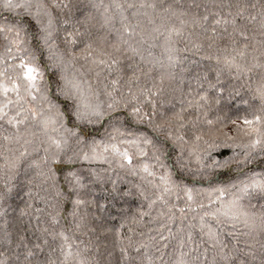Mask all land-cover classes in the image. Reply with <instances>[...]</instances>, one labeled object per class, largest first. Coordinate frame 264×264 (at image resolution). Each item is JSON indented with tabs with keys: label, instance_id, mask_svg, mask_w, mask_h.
<instances>
[{
	"label": "snow or ice",
	"instance_id": "snow-or-ice-1",
	"mask_svg": "<svg viewBox=\"0 0 264 264\" xmlns=\"http://www.w3.org/2000/svg\"><path fill=\"white\" fill-rule=\"evenodd\" d=\"M0 8L22 10L38 41L33 48L24 39L22 21L0 23L8 41L0 56V215L22 186L18 216L29 219L25 231L35 220L39 233L31 246L19 235L0 264H101L87 254L92 241L73 248L77 233L110 237L108 257L118 252V264H264V0H0ZM43 52L57 79L41 86ZM77 64L96 86L68 78ZM225 97L241 98L245 114H221ZM101 126L107 139L94 134ZM222 148L232 154L217 159ZM97 160L109 168L91 167ZM256 161L259 171L250 167ZM113 167L141 182L121 191ZM109 183L96 199L95 186ZM130 196L142 201L138 208L121 206ZM157 204L166 209L159 239L171 237L179 249L170 255L138 231ZM3 235L11 244V233ZM49 238L59 239V255Z\"/></svg>",
	"mask_w": 264,
	"mask_h": 264
},
{
	"label": "trees",
	"instance_id": "trees-1",
	"mask_svg": "<svg viewBox=\"0 0 264 264\" xmlns=\"http://www.w3.org/2000/svg\"><path fill=\"white\" fill-rule=\"evenodd\" d=\"M105 2H107V0H105ZM33 11H35V9H33ZM130 15V12H129ZM22 21L23 25L27 26L26 29V33L24 35V39L33 47L35 48V46L38 44V41L36 39V35H37V29L35 27V25L29 20V18L23 13L22 10L17 9L15 11V14L12 12H8L5 11L4 9L0 8V23H3L5 21ZM11 39V36H9V40ZM8 43V41H6L4 39V34H0V56H4L5 55V45ZM60 47L62 48L63 45L61 44ZM47 56V52H43V54H37V64L39 65L41 71L43 72V80H39L38 82L40 83L41 86H44L47 84V82L57 79V76H54L52 71H48L47 69V65L50 63V61H48L46 59ZM83 61L80 62V64H82ZM85 71V69H80L79 68V64L72 66L69 65L66 68V74L68 76L69 79H77V80H88L89 83H92L93 86H96V77L93 76V74L88 73L87 75L81 77L80 73ZM3 98L0 97V100H2ZM60 106H61V110H64V103L63 101H59ZM177 107H179L177 105ZM221 114L227 113L231 118H236L237 116H242L245 114V106L243 105V103L241 102V98L236 97V98H228L225 97V99H223L221 101V104L219 105ZM10 114H12L10 112ZM194 115V113H193ZM240 121L238 120L237 123H239ZM66 123H68L69 125L71 124V121L66 120ZM233 125L229 124L227 128L224 129L225 132H227L229 135H233ZM104 132V127L101 126L99 128L98 133H94L96 134V138L97 139H107V137H102V133ZM120 139H123L122 137H117V143ZM130 139V138H129ZM118 146L120 147V149L123 150H128L130 153H135L136 149L135 146H130L127 144H119ZM102 150V149H101ZM237 152H241L242 149L237 147L235 149ZM233 149L232 148H222V149H218L217 153H222V155H217V153H214V155H216L217 159H222L225 156H230L232 154ZM175 152L174 150L169 147L168 149V154L167 157L165 159V162L168 164H172L173 160L171 159V157H174ZM139 160H143V162L149 163L151 164L152 161H150L148 158H140V157H135L134 156V162H137ZM259 164L260 161H256L253 165H250V167H252L254 170L259 171ZM196 165L193 164V167H195ZM87 167V166H86ZM91 167L95 168L98 171H103L109 168V165L107 163H104L100 160H97L96 162H94ZM155 171L157 172V175H159L160 172H162V169H155ZM117 174H119L120 176V180L118 181V187L120 188L121 191H123L124 189L127 188H131V186L133 184L136 183H140V177L137 176H132V175H128L126 174L125 171L120 170V169H116L115 167H113V171H112V179H117ZM225 175H227L225 173ZM178 178V177H177ZM185 182L189 183V184H193V181L191 180L190 176H186L185 177ZM195 186L199 187L201 186L199 182H196ZM105 189H107V191H111V184H106L104 186H95V193L96 196L95 198L98 200H103L104 196L107 195V191H105ZM23 187L22 186H18L10 195V197L7 200V203L5 205H3L4 211H6L7 215H0V253H3L4 256H8L11 257L12 256V250L15 249V244L16 241L18 239L19 235H23L25 237V242L28 243L30 246L32 243L37 242L36 237L37 235H39V233L35 232V228L37 227L36 225V221L33 220L31 222V227H32V231H25V229H27L29 227V219L27 217L24 218H20L18 216L19 213V209L24 207V202L27 199V197H25L23 195ZM183 196V194L181 193V197ZM198 199H203L204 203L207 204V198L205 196L202 197H198ZM171 202L175 203L178 207H182L184 206V199H179L177 200L175 196H173L171 198ZM142 203V201L140 199H138L135 196H130V197H125L121 202V206L125 207V208H129L131 209H136L140 206V204ZM145 208H147V204L146 202L144 203ZM216 207H219V204L216 205ZM93 212H96V209L92 210ZM112 212L113 215H115V210H110ZM159 211H165L166 209L163 208V206L157 204L152 212H151V216H146L144 218V224L141 228L138 229V231H142L144 233H147L148 235L151 236H155L156 240L151 242L153 244H156L157 246L161 247V250L168 253L169 255L173 252V251H179V249L176 247V240L172 239L171 237H169L167 240L164 241H160L159 239V233L156 231L159 228V224L164 222V220H162L161 218H159L158 213ZM187 212V210H186ZM194 214L193 213H187V218L190 219ZM176 217L177 219L172 222L170 224V226L172 227V232L175 235L176 234V225L180 224L181 221L179 219L180 217V213H176ZM155 218V219H153ZM188 219L184 220V225H186L188 223ZM151 221V222H150ZM6 222V223H5ZM63 223V221H62ZM110 223H115V221H110ZM151 228L153 229L152 232H148V229ZM7 230L8 232L11 233V240L12 243L8 244L5 239H4V231ZM126 231V230H125ZM186 232L187 229L185 228V232L183 233V235L185 236L186 239ZM163 234L165 236L168 235L167 233V229L163 230ZM69 235L71 236L72 234L69 233ZM137 239H144V237H137ZM194 240L195 242H199L200 237L198 232L194 234ZM81 241H83V243H81ZM89 241H92L93 243V248L92 250L87 253L89 256H97L98 259L101 261V264H104V262L106 260H111L112 264H118L119 261V253L116 252L114 253L111 257H108V252L112 251V246H111V238L107 237V236H101L99 240H96L95 237L89 235V234H84V235H80L79 233H77L75 235V237L73 238L72 241V245L73 248L75 249L77 246H79V248L83 249L85 247V245H87L89 243ZM49 243L56 247L57 249V255H59V244L60 241L59 239H57L56 241H52L51 238H49ZM99 244V253L96 252V248L95 245ZM164 244H168V248L165 249L163 248ZM154 253V249H151ZM187 250V249H185ZM45 251H47V249H45ZM158 255V253H157Z\"/></svg>",
	"mask_w": 264,
	"mask_h": 264
}]
</instances>
